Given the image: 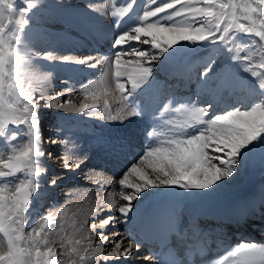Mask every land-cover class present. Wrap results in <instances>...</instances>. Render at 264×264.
I'll use <instances>...</instances> for the list:
<instances>
[{
  "label": "snow or ice",
  "instance_id": "1",
  "mask_svg": "<svg viewBox=\"0 0 264 264\" xmlns=\"http://www.w3.org/2000/svg\"><path fill=\"white\" fill-rule=\"evenodd\" d=\"M137 4L138 0H89L88 23L97 44L110 43V54L97 50L96 55L79 57L56 48L41 51L34 44V18L47 7L45 0H24L21 7L16 0H0V264H60L48 237L57 225L63 231L64 209L41 214L37 222L31 218L33 204L40 207L37 197L50 170L48 160L58 158L65 169L75 170L91 156L76 141L61 138L66 117L50 124L53 134L47 142L59 144L63 151L53 156L44 147L46 112L76 113L136 127L145 117L153 118L144 126L145 146L139 161L116 181L122 191L115 194L119 201L109 209L119 215H107L89 229L93 235L99 230L97 246L93 248L86 237L88 246L82 253L81 240L66 233L62 237L59 255L67 256L70 264H97L101 258L104 264H126L140 251L141 242L135 236H120L112 251L103 254L109 240L105 229L121 220L132 223L139 215L136 205L145 196L153 190L215 192L235 179L253 153L264 156V0H144L138 9ZM106 18H111V28L105 27ZM210 48L215 54L201 58L203 71L197 73L195 100L158 98L154 69ZM56 63L103 68L99 79L80 89L84 101L92 102L75 104L67 82L64 92L50 94L54 78L50 65ZM237 89L243 95L229 99L231 107L213 102L234 96ZM204 94L212 99L201 106ZM109 97L118 104L115 114ZM124 139V146L132 148L135 131ZM132 176L138 182H131ZM48 183L55 187L59 178L53 176ZM104 210L98 206L94 213ZM252 210L236 216L237 226L247 221ZM198 227V222L193 225L182 218L177 222L171 216L156 224L168 246L185 250ZM177 257L161 264H188L180 252ZM151 258L150 254L143 259ZM196 259L199 264H264V243L238 242L224 254L209 250V256Z\"/></svg>",
  "mask_w": 264,
  "mask_h": 264
},
{
  "label": "bare ground",
  "instance_id": "2",
  "mask_svg": "<svg viewBox=\"0 0 264 264\" xmlns=\"http://www.w3.org/2000/svg\"><path fill=\"white\" fill-rule=\"evenodd\" d=\"M22 1L24 2V0ZM88 2L89 0H45L47 7L40 8L34 18L35 23L33 25L32 39L37 49L43 51L49 48H56L59 49L63 54H75L79 57H84L90 54L93 55V52L100 50L101 43L106 48L110 49V43L107 41H101L99 44L96 43V40L94 38L96 35L95 31L88 23L89 14L85 11ZM143 4L144 0H139L138 4L136 5L137 9L143 6ZM57 5H60L61 7H57ZM104 25L105 27L111 28V18H106L104 21ZM88 39H91V42H89ZM109 54L110 53H107V55ZM214 54V51L210 49V51L208 52V56ZM199 65H201V60L194 59L190 55L182 61L171 62L166 66H161L159 68L154 69V71L156 72V89L154 91L158 98L163 99L164 97H174V99L177 101H186L189 98L195 100L196 93L199 91L195 79V74H197V71H199L197 70V68L200 67ZM63 66H61L60 63L50 65L54 77L52 85H57L55 74L59 72H57L56 69H59ZM67 66L68 65L66 64L65 72L63 75L64 77H69V74L74 75V73H79L77 70L67 69ZM62 69L60 68V73L61 71H64V69ZM102 71L103 68L98 67L96 69H90V72L82 71V73H84L83 76H89V74H91L90 76H92L93 78L99 79V75L102 73ZM67 73L69 74L67 75ZM75 76L78 75H74V77ZM112 87L114 89V84L112 85ZM169 90L170 93L167 94ZM51 93L53 92L50 90V94ZM242 95L243 93L239 89H237L236 94L234 96L229 97L225 95L223 97H217L213 102L219 104L221 108L230 107L231 104L228 103V100L231 99L234 101L236 99V96ZM211 99L212 98L207 96L206 94L201 95L200 103L201 105H204V102L206 100ZM71 100L75 104L79 105L81 101H84V98L73 89V95L71 96ZM109 100L112 105L113 114H115V110L117 109L118 104L111 97H109ZM84 102L92 101L89 98V100H86ZM100 102L102 104V100ZM50 114L55 121H59L62 117H66V121H63L65 131L61 134V138H67L76 141L79 148L80 146H83L86 149L83 152L88 153L91 156V159L88 160L86 164H83L80 169L75 170L65 169L59 159L58 161L60 163L56 160L58 162H56V165H58V167H55L53 163L51 164L47 162L50 166V175H52V177L57 176L59 178V183L57 186L53 187L50 183L44 180L45 182L41 184L42 190L40 191L39 197L37 198L40 207L37 208L36 205L34 206L36 213L42 212L41 208H43V204L47 203L46 201H51V203H54L58 198H61L63 197V195H66L65 189H62L64 185L67 186V184L69 183H75L76 185H80L79 183L91 184L92 181L95 180V177H93L92 174L88 172V174L85 173V175L83 173L84 168L91 161H96V163L99 164L101 167L103 166L106 172L108 170L112 171V173H115V171L120 169L123 172L125 167L129 164H127V160H129L130 162L137 163L139 161V157L143 154V144L145 143V140L141 139V137L143 136L142 133L144 130V126L147 124V119L149 116L145 117L140 122L139 126L136 127L132 125H122L119 123H108L103 119L89 117L87 115H81L76 113L50 112ZM130 130L135 131L134 146L132 148L124 146L126 143L124 138L129 134ZM50 131L52 130H49V126L48 128L46 127V129L44 130V135H49ZM137 136H139V138H137ZM49 150L52 153L56 152L54 153L55 155L60 154L61 156L63 154L62 148L59 144L55 146L52 145ZM59 150L60 153L58 152ZM53 160L54 159H52V161ZM74 162L75 161H73V163ZM60 165L61 168H59ZM146 171L149 175H152L150 169H146ZM58 173L60 175H58ZM258 173L259 171L253 169L252 174L249 176V172L244 171L242 173V177L245 179L242 184H237L232 188L226 189L225 191L218 192L215 194H213L212 192H207L201 194V196H197L196 193L200 192L186 193L179 189H172L167 191L153 190L150 195L145 196L144 199L136 205L135 212L139 215L136 216L132 223H125L123 220H121L119 223L109 225L107 229H105L106 234L109 236V240L105 242L103 254H107L105 253V251L110 248V250L112 251L114 247L113 242L118 240L120 236H135L134 229L137 222L142 221L147 227L154 225L156 223L158 213V209H156L155 206L158 204V200L161 197L178 198L180 212L182 215L185 216L187 215V213L189 215L199 214V217L204 218L210 212H214L215 209L219 210L222 208L225 211L224 220L227 218H230L229 220H233L232 216L235 213L245 211L253 201H262V199H264V183H261V180L259 178L258 179L260 180V183L256 182L255 178H252ZM116 176H118L117 173ZM130 179L133 183L138 182L135 176L130 177ZM104 184H106V182ZM109 184L110 183H108V185ZM81 186L82 185H80L77 190L74 189L72 195L79 202H84V204H82L81 206H84L86 208L85 213L82 211L84 213L83 215L85 216H83L82 220H79L80 222L76 223V225H73L71 228L69 227L71 230L69 229V232H67V237H70L73 240H85L86 243L84 247L88 246V239H86V237H88L92 240V247L95 248L99 240L101 239L99 236V230H97L96 234L93 235L89 231V229L93 223L99 224V222L104 219L107 215H119L114 209L110 210L109 205H111L113 201H119V196L115 194L122 191V189L119 187L118 183H115V185L113 184V186L110 185L111 187H107L108 190L110 188V191L107 193L108 195L104 198L102 196L103 199H100V197L98 199V195L96 197L94 195H91L94 192L87 193L86 190H83L84 187L82 190H80L79 188H82ZM93 187L95 186L93 185ZM100 187L101 186H99V188ZM94 189L96 190V188ZM104 194L106 193L104 192ZM79 202L77 204H79ZM101 205L105 210L100 211L99 215H96L94 213V210L98 209V206ZM116 206L119 207L120 204L118 203ZM53 209H55L56 212L60 210L59 207L56 208V206ZM262 216L264 217V213L262 214ZM260 220H262V218ZM85 221H87V224H85ZM261 223L264 225L263 221ZM81 225H84L83 230L76 231V229L81 228ZM262 231V234H260L259 236L255 234L247 241L264 243V229ZM137 240L141 242L142 247L140 248V251L138 253H136L131 259L126 262V264H152L150 260L145 261L143 259L145 256H148V252L146 250L145 245L142 243L143 241L140 239ZM123 246H128L126 241ZM84 247L81 248L82 253ZM59 248H61V246ZM90 254L91 253H88V255ZM97 264H104L103 259L101 258L100 260H98ZM115 264H122V262L116 261Z\"/></svg>",
  "mask_w": 264,
  "mask_h": 264
},
{
  "label": "rangeland",
  "instance_id": "3",
  "mask_svg": "<svg viewBox=\"0 0 264 264\" xmlns=\"http://www.w3.org/2000/svg\"><path fill=\"white\" fill-rule=\"evenodd\" d=\"M16 4H17V7H21V6H24V2L22 1V0H16ZM211 49V48H210ZM210 49H201V50H199L195 55H191V57H193L194 59H200L201 60V58H204V59H206L207 57H208V52L210 51ZM102 50V52L105 54V55H107V53H110V49L109 48H106L104 45H102V43H101V46H100V50L99 51H101ZM95 53V54H94ZM97 54V51H95V52H93V55H96ZM61 64V63H60ZM63 65H65V66H63ZM68 66H67V69H74V70H77L79 73H74V75H78V76H75L74 77V75H70L69 73H67V75L69 74V77L68 76H66V77H64L63 75H64V72H65V68H66V64H61V66H63V67H60L61 69L63 68L64 69V71H61V73H60V68L59 69H56L57 70V72H59V73H56L55 74V78H56V84L57 85H52V89H51V91L53 92V93H60V92H64L65 91V82H67V87L68 88H71V89H74L75 91H77V93H79L80 95H81V93H80V89L82 88V86H84V85H87V83L90 81V80H94L95 78H93L92 76H90L91 74H89V76L88 75H84L83 76V74L84 73H82V71H87V72H90V69L89 68H87V67H83V66H80V67H77V66H74V65H71V64H67ZM200 66V67H199ZM198 67L199 68H197V70H199V71H203V68H202V66L201 65H199ZM62 69V70H63ZM197 73H198V71H197ZM59 76V77H58ZM195 79H196V81H197V75H195ZM70 80V81H69ZM197 83V82H196ZM193 88H194V86H193ZM82 96V95H81ZM83 97V96H82ZM201 106H206V104H204V105H201ZM231 107V106H230ZM50 112L51 111H49V112H46L43 116H42V131H43V135H44V130L46 129V127L48 128V126H49V130H52V128L50 127V124H52L55 120H54V118L51 116V114H50ZM50 114V115H49ZM53 134V130L52 131H50V133H49V135L48 134H45L44 135V138H46L47 139V137H49V136H51ZM45 139V143H44V147L48 150V151H50L49 149H50V147L52 146L51 144H49L48 142H47V140ZM80 149L82 150V151H85L86 149L82 146H80ZM51 152V151H50ZM59 153H60V150L58 151ZM54 153H56V152H53V156H55V157H58V156H60V154H54ZM58 158L57 159H54L53 161L52 160H48L47 162L48 163H53V165L55 166V167H58V165H56L58 162ZM57 162V163H56ZM93 162V163H92ZM96 163V161H91L90 163H88V165L84 168V175H85V173H90V174H92V176L93 177H95L94 179V181H92V183L91 184H84V183H79L80 185H82L81 187L82 188H79L80 190H82L83 189V187H84V191L86 190V192L87 193H91V192H94V193H92L91 195H94L95 197L97 196V198L99 199V197H100V199H103L105 196H107L108 194V192L110 191V188H109V190H108V186L109 187H111V186H113V184L115 185V183H116V181H118L121 177H122V174H123V172L124 171H127L126 169L128 168V166L130 165H132L134 162H131V163H127L128 165L125 167V169L123 170V172H122V170L120 169V170H117V171H115V173H112V171H108L107 170V172H106V170L103 168V166L101 167L99 164H95ZM98 162V161H97ZM106 162H108V161H106ZM60 163V162H59ZM129 166V167H130ZM250 166V167H249ZM100 167V168H99ZM59 168H61V165H60V167ZM248 168V169H247ZM56 169V168H55ZM101 169V170H100ZM250 169V170H249ZM253 169H255V170H257V171H259V173L258 174H256V175H254L252 178H255V180H256V182H259L260 183V180H261V183H264V156H262L261 155V153H259V152H255V153H253V155L249 158V160L247 161V164L244 166V167H242L241 169H240V172H239V174L235 177V179H230L229 180V182L227 183V184H222L221 185V188H219V189H217L215 192H212L213 194H215V193H218V192H222V191H225L226 189H229V188H232L233 186H236L237 184L238 185H240V184H242L243 182H244V179L245 178H243L242 177V173L245 171H248L249 172V176L252 174V171H253ZM261 170H262V172H261ZM101 171V172H100ZM93 172V173H92ZM101 173V174H99V173ZM108 174H106V173ZM110 172V173H109ZM262 174H261V173ZM60 173V172H59ZM58 173V175H60ZM87 173V174H88ZM102 173H104V174H102ZM111 173H112V175H111ZM116 173H117V175L118 176H116ZM94 174V175H93ZM96 174H97V177H96ZM115 174V175H114ZM105 175V176H104ZM99 176V177H98ZM100 176H101V178H100ZM111 176H112V178H111ZM52 177V175H50V173H48V175L46 176V177H44V180L46 181V182H48L49 181V179ZM118 177V178H117ZM83 178H85V177H83ZM103 178V179H102ZM115 178V179H114ZM260 180H259V179ZM100 179V180H99ZM111 179V180H110ZM103 180V181H102ZM105 180V181H104ZM107 180H108V182H107ZM116 180V181H115ZM44 181V182H45ZM100 181V182H99ZM114 181V182H113ZM97 182V183H96ZM106 182V184L108 185V183H110L108 186L106 185V184H104ZM100 183H102V184H100ZM97 184V185H96ZM100 184V185H99ZM80 185H76L75 183L74 184H67V186L66 185H64L63 186V188L62 189H65V192H66V195H63V197H61V198H58L54 203H51V201H46L47 203H45V204H43V208H41L42 209V212L41 213H36L35 212V209H34V206L36 205V203L34 202V204H33V212L31 213V218H32V220L33 221H37L38 222V217L41 215V214H47L50 210H53V208H55V206H56V208H58L59 207V209L61 208V209H64V213H65V215H64V217H63V220H64V223H63V231H61L60 230V226L59 225H57L56 227H54L53 228V231L51 232V234L49 235V237H48V239H49V241H50V246L53 248V250L55 251V252H57V254H58V258L60 259V264H70V260H69V258L67 257V256H60L59 254L61 253V251H62V249L61 248H59L60 246H61V244H62V237H64V234L66 233L67 234V232H69V229L73 226V225H76V223H78V222H80L79 220H82V218H83V216H85V215H83L84 213H85V211H86V208L84 207V206H81L82 204H84V202L82 201V202H79L76 198H74V196L72 195V193L74 192V189L75 190H77L78 189V187L80 186ZM84 185V186H83ZM86 185V186H85ZM93 185L95 186V187H93ZM111 185V186H110ZM75 186H76V188H75ZM87 186H88V188H89V190H88V188H87ZM98 186V187H97ZM99 186H101L100 188H99ZM103 186V187H102ZM87 188V189H86ZM94 188H96V190L94 189ZM103 188V189H102ZM101 189V190H100ZM104 190H106V191H104ZM104 192L106 193V194H104ZM211 193V192H210ZM209 193V194H210ZM197 194V196H201V194H203V193H196ZM102 196H103V198H102ZM38 198V197H37ZM76 199V200H75ZM38 200V199H37ZM79 202V204H77ZM51 203V204H50ZM103 203V202H102ZM51 206V207H50ZM102 206V205H101ZM84 208V209H83ZM83 209V210H82ZM84 213H83V212ZM82 213V214H81ZM82 215V216H81ZM80 216H81V218H80ZM30 227H31V224H29V226H28V228H26V231H28V230H30ZM70 227V228H69ZM71 230V229H70ZM85 243H86V241L84 240V241H82V245L80 246L81 248L82 247H84V245H85ZM111 249V248H110ZM110 249H108V250H106L105 251V253H108V252H111V250ZM64 251H67V249H64ZM138 257H140V256H138Z\"/></svg>",
  "mask_w": 264,
  "mask_h": 264
}]
</instances>
